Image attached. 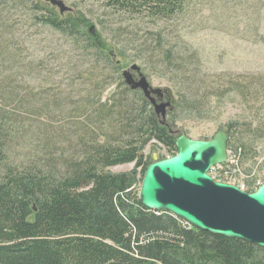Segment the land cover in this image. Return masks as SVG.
<instances>
[{"label":"trees","instance_id":"16d2710c","mask_svg":"<svg viewBox=\"0 0 264 264\" xmlns=\"http://www.w3.org/2000/svg\"><path fill=\"white\" fill-rule=\"evenodd\" d=\"M98 1L120 16L149 18L153 27L173 20L189 3ZM26 4H31L34 25L55 32L57 43L44 57L70 67L66 75L71 82L43 95L26 89L24 94L17 92L22 73L46 71L50 75L42 80L49 81L54 68H47L45 60L23 57L22 46L28 39L13 42L23 25L3 4L0 60L18 68L0 79V95L26 114V108H39L42 113L57 108L62 122L26 126L28 118L0 107V264H264V248L197 229L169 211L151 210L140 201L145 171L154 162L145 160V149L159 143L176 155L178 135L170 127L177 129L184 111H201L209 119L212 103L231 92L246 101L258 100L264 97V76L249 81L223 76L226 88L205 87L199 80L198 51L168 47L164 30L156 27L151 38L138 40V48L152 69L143 68L149 78L152 71H163L176 80L178 90L170 109L174 111L167 113L169 127L144 94L119 76V60L100 35L90 32L88 17L73 11L61 14L45 0H20V6ZM117 82V92L103 100L106 89ZM72 85L79 88H69ZM229 127L230 141L241 145L252 131L250 126ZM25 128L31 129L38 146L18 162L12 155L13 144ZM129 163L136 165L131 171L110 170ZM260 185L247 189L255 191Z\"/></svg>","mask_w":264,"mask_h":264},{"label":"rangeland","instance_id":"374dc122","mask_svg":"<svg viewBox=\"0 0 264 264\" xmlns=\"http://www.w3.org/2000/svg\"><path fill=\"white\" fill-rule=\"evenodd\" d=\"M63 1L71 8L73 14L81 12L91 20V25H95L97 35L104 40L108 51L114 52L119 60L121 67L119 76L123 81V70L130 68L134 63L141 66L146 76V70L148 72L149 69L152 70L149 64L143 62L141 50L138 48V40L151 38L152 33L158 30L157 26L153 27L154 24L149 18L139 20L132 16H120L98 0ZM3 4L6 6L4 10L10 11L15 16V20L23 25L17 37L13 39L16 44L18 41L28 39L24 47L22 46L23 57L28 59L32 56L37 60H45L48 63L47 68H54L52 69L54 75L49 81L42 80L44 76L50 75L46 71H41L39 75L33 73L30 76L22 73L17 80V92L24 94L23 91L26 89L43 95L45 92H56L59 90V85L62 88L67 87L68 82H71L66 75L70 67L61 66L58 61H48L44 57V54H49L57 43L55 32L34 25L29 10L31 4L20 6V0H0V8H3ZM12 6L17 10L12 9ZM56 10L60 12L57 7ZM159 26L165 32L168 47L180 48L185 52L191 49L198 51L202 58L198 69L199 80L205 87L216 90L226 88L227 79L222 78L223 76L241 81L255 80L256 77L264 76V0H189L183 13L178 14L173 20L160 22ZM64 63L65 61L62 62ZM17 68L18 66L11 68L8 61L3 60L1 64L0 60V79ZM59 70L64 73H59ZM147 78L153 87L168 88L172 102L176 99L175 92L178 87L175 85L176 80L169 74L152 71L151 77L147 76ZM119 82L106 89L102 96L103 100L113 92H117ZM69 88L79 87L72 85ZM167 100L168 96L165 95L164 101ZM247 100L239 93L231 92L221 102L212 103V107L208 109L211 112L209 119L203 116L201 111H184L181 115L183 120L177 123V129H181L182 133L190 138L208 140L212 139L220 129H227L229 132V124L240 128L250 126L252 131L246 133L245 145L231 142L229 136L227 148L237 155L239 161L237 173L248 188L249 185L250 187L260 185L264 179V97ZM11 102L12 100L4 101L0 95V107H4L2 109L6 112L11 111L28 118L26 126L61 125L62 116L57 108H52L50 113L47 111L42 113L39 108H26L28 110L26 114V110L12 108ZM151 106L154 108L153 105ZM173 111L168 109L167 113ZM20 138L23 141H20ZM33 138L30 128L22 130L16 138L12 155L18 162H22L31 154L33 146H38ZM143 154L145 160L171 156L159 143L150 144ZM135 166V163H129L111 167L110 170L120 173L131 171ZM138 171L140 172L141 169ZM138 177L140 178V175Z\"/></svg>","mask_w":264,"mask_h":264},{"label":"water","instance_id":"95a60500","mask_svg":"<svg viewBox=\"0 0 264 264\" xmlns=\"http://www.w3.org/2000/svg\"><path fill=\"white\" fill-rule=\"evenodd\" d=\"M45 1L62 14L71 11L63 0ZM90 32L97 36L95 25ZM111 54L115 59V53ZM122 76L131 89L143 92L162 123L170 127L167 111L173 102L169 89L153 87L136 63L123 70ZM170 132L178 135V153L156 158L147 167L140 189L142 204L154 211H169L197 229L264 248V179L255 191H243L208 174L212 166L227 161L228 130L220 129L208 140L190 138L179 128L170 127Z\"/></svg>","mask_w":264,"mask_h":264},{"label":"built area","instance_id":"2783aa9c","mask_svg":"<svg viewBox=\"0 0 264 264\" xmlns=\"http://www.w3.org/2000/svg\"><path fill=\"white\" fill-rule=\"evenodd\" d=\"M239 161L237 155L228 150V158L225 163L214 165L210 168L209 174L216 181L226 182L238 186L241 190L246 191L247 185L238 175Z\"/></svg>","mask_w":264,"mask_h":264}]
</instances>
